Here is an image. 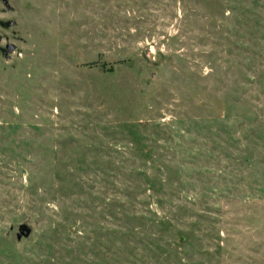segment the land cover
<instances>
[{
	"label": "rangeland",
	"instance_id": "rangeland-1",
	"mask_svg": "<svg viewBox=\"0 0 264 264\" xmlns=\"http://www.w3.org/2000/svg\"><path fill=\"white\" fill-rule=\"evenodd\" d=\"M0 264H264V0H0Z\"/></svg>",
	"mask_w": 264,
	"mask_h": 264
},
{
	"label": "water",
	"instance_id": "water-1",
	"mask_svg": "<svg viewBox=\"0 0 264 264\" xmlns=\"http://www.w3.org/2000/svg\"><path fill=\"white\" fill-rule=\"evenodd\" d=\"M14 49H15V45L13 43H8L6 45V48L3 49V52L6 54L8 52H12ZM29 233H30V229L26 225L22 224L20 226V234L18 235V237H21L22 235L27 236L29 235Z\"/></svg>",
	"mask_w": 264,
	"mask_h": 264
}]
</instances>
